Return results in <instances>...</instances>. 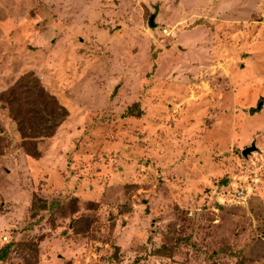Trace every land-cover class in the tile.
I'll use <instances>...</instances> for the list:
<instances>
[{"label":"rangeland","instance_id":"1","mask_svg":"<svg viewBox=\"0 0 264 264\" xmlns=\"http://www.w3.org/2000/svg\"><path fill=\"white\" fill-rule=\"evenodd\" d=\"M27 72L51 136L2 99ZM10 241L0 264H264V0H0Z\"/></svg>","mask_w":264,"mask_h":264},{"label":"trees","instance_id":"2","mask_svg":"<svg viewBox=\"0 0 264 264\" xmlns=\"http://www.w3.org/2000/svg\"><path fill=\"white\" fill-rule=\"evenodd\" d=\"M23 98V99H22ZM12 111V116L23 136H44L54 134L56 128L66 119L67 109L59 103L57 98L48 93L42 84L27 72L15 84L2 94ZM26 99L30 106L27 107L26 119L19 106ZM15 106L18 112H14ZM13 247V242H7L0 248V261L4 260L8 251Z\"/></svg>","mask_w":264,"mask_h":264},{"label":"water","instance_id":"3","mask_svg":"<svg viewBox=\"0 0 264 264\" xmlns=\"http://www.w3.org/2000/svg\"><path fill=\"white\" fill-rule=\"evenodd\" d=\"M153 18L154 16L152 15L149 19V24L150 26H154V22H153ZM257 107L259 108L260 107V103L257 105ZM255 149V145L252 143L250 146L248 147H245L243 150H242V155L245 156L247 155V153L251 152L252 150Z\"/></svg>","mask_w":264,"mask_h":264},{"label":"built area","instance_id":"4","mask_svg":"<svg viewBox=\"0 0 264 264\" xmlns=\"http://www.w3.org/2000/svg\"><path fill=\"white\" fill-rule=\"evenodd\" d=\"M236 194H237L238 197H241L242 196V192H236Z\"/></svg>","mask_w":264,"mask_h":264}]
</instances>
